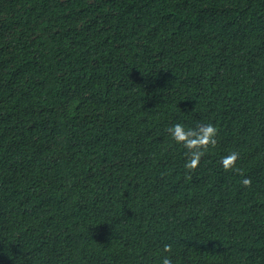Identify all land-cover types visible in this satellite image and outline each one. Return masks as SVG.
<instances>
[{
  "label": "trees",
  "instance_id": "1",
  "mask_svg": "<svg viewBox=\"0 0 264 264\" xmlns=\"http://www.w3.org/2000/svg\"><path fill=\"white\" fill-rule=\"evenodd\" d=\"M165 255L264 264V0H0V264Z\"/></svg>",
  "mask_w": 264,
  "mask_h": 264
},
{
  "label": "clouds",
  "instance_id": "2",
  "mask_svg": "<svg viewBox=\"0 0 264 264\" xmlns=\"http://www.w3.org/2000/svg\"><path fill=\"white\" fill-rule=\"evenodd\" d=\"M171 137L177 143H182L186 148L192 150L196 149L199 146L211 142L214 135V129L211 126L200 128L199 130H185L182 125L175 124L172 128L169 129ZM192 160L189 161V166L195 162V159L198 157V151H192ZM236 159V154L232 153L229 156L225 157L222 161L224 164H230ZM243 184L247 185L249 181L247 179L242 181ZM169 246H165V251L168 250ZM160 264H172L171 259L165 255L161 258Z\"/></svg>",
  "mask_w": 264,
  "mask_h": 264
}]
</instances>
